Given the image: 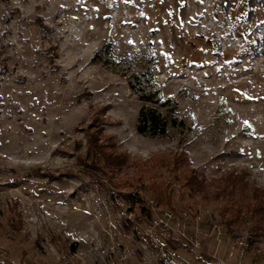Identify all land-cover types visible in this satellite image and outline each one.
<instances>
[{
    "label": "rangeland",
    "instance_id": "obj_1",
    "mask_svg": "<svg viewBox=\"0 0 264 264\" xmlns=\"http://www.w3.org/2000/svg\"><path fill=\"white\" fill-rule=\"evenodd\" d=\"M224 1L0 0V264H264L254 220L229 230L220 200L171 211L149 188L178 201L158 164L181 157L264 198V3ZM143 109L159 132L139 131ZM91 138L123 158L119 181ZM123 179L150 217L128 211Z\"/></svg>",
    "mask_w": 264,
    "mask_h": 264
},
{
    "label": "trees",
    "instance_id": "obj_2",
    "mask_svg": "<svg viewBox=\"0 0 264 264\" xmlns=\"http://www.w3.org/2000/svg\"><path fill=\"white\" fill-rule=\"evenodd\" d=\"M232 0L224 1L225 8L230 6ZM248 6H253L256 4L264 3V0H246ZM250 14L252 12L250 11ZM140 81V79H137ZM130 89L137 94L139 100L143 103L157 102L155 99L158 92L157 88L154 90L140 91L135 86L132 80L128 81ZM170 99H165L161 102V106H168ZM155 117L149 113L148 109H143L138 119V129L142 133L155 134L159 132L156 129ZM163 124L160 125V129ZM88 157L90 158L91 164L103 168L104 171L108 172L113 179L118 180L120 177V169L124 160L120 154L107 150L105 145L98 143L94 138L88 140ZM158 167L160 169L169 168L172 172L174 180L176 183L180 184L181 192L178 194V201L167 188L163 187V183L154 179L153 176L149 177L150 191L153 193L155 198L156 206L162 208L166 207L171 211H176L175 203L179 204L181 209L185 211L191 206L189 201L186 199H191L193 196L200 194L205 200H220L222 206L219 209V214L223 217L224 225L231 230L235 225H244L246 218L254 220V224L248 227L249 232L253 233L255 237L264 236V198L263 194L256 192H248L249 187L247 182L244 181L242 175L235 174L233 171H227L223 177L217 182L206 183L203 179L199 177L196 170L191 169L185 163V160L181 157L174 159L160 160ZM165 170V169H164ZM154 172V171H152ZM152 173L151 175H153ZM119 181V180H118ZM126 180L116 187V191L125 197V201L128 204V211L132 212L135 218L140 220L141 215L148 212V217H150V211L141 205L143 199L139 195L137 190H132L127 192L120 187H123ZM216 182V183H215ZM210 186L214 187L215 190H210ZM260 196H262L260 198ZM184 202V203H181ZM138 208V210H137ZM183 210V211H184ZM1 216V208H0Z\"/></svg>",
    "mask_w": 264,
    "mask_h": 264
},
{
    "label": "built area",
    "instance_id": "obj_3",
    "mask_svg": "<svg viewBox=\"0 0 264 264\" xmlns=\"http://www.w3.org/2000/svg\"><path fill=\"white\" fill-rule=\"evenodd\" d=\"M172 216V213L171 212H168V211H165L164 212V218L163 219H158V220H156L155 221V224H163V223H165V221H164V219H166V218H170Z\"/></svg>",
    "mask_w": 264,
    "mask_h": 264
}]
</instances>
